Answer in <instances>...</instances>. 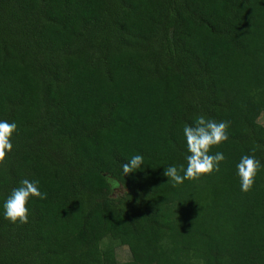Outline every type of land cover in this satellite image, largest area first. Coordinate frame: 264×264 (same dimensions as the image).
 <instances>
[{
    "label": "trees",
    "instance_id": "16d2710c",
    "mask_svg": "<svg viewBox=\"0 0 264 264\" xmlns=\"http://www.w3.org/2000/svg\"><path fill=\"white\" fill-rule=\"evenodd\" d=\"M200 115L229 122L209 153L226 159L174 187L165 168L187 167ZM261 115L264 0H0V121L17 126L0 264H264ZM24 179L47 198L14 224L3 205Z\"/></svg>",
    "mask_w": 264,
    "mask_h": 264
},
{
    "label": "clouds",
    "instance_id": "9594fccd",
    "mask_svg": "<svg viewBox=\"0 0 264 264\" xmlns=\"http://www.w3.org/2000/svg\"><path fill=\"white\" fill-rule=\"evenodd\" d=\"M16 124L0 121V167L7 166V156L13 150L11 137L16 131ZM229 122H217L207 119L204 115L197 117L195 125H186L183 129L187 143V167L170 166L165 168L164 175L173 182V186L181 185L185 180L198 181L204 175L220 171V164L226 158L222 152L210 155L211 148L228 140ZM144 163L142 155L132 156L122 165L124 175L138 171ZM261 163L255 155H244L237 165L241 191L249 192L255 183V178L261 170ZM183 173V175H181ZM38 181L24 179L19 187L14 188L7 197L3 208L4 218L11 223L25 224L28 222V200L31 197L46 199L47 193H42Z\"/></svg>",
    "mask_w": 264,
    "mask_h": 264
},
{
    "label": "rangeland",
    "instance_id": "374dc122",
    "mask_svg": "<svg viewBox=\"0 0 264 264\" xmlns=\"http://www.w3.org/2000/svg\"><path fill=\"white\" fill-rule=\"evenodd\" d=\"M258 122L264 126V115L258 118ZM115 250L118 261L123 262L130 259L129 251L125 246L115 245Z\"/></svg>",
    "mask_w": 264,
    "mask_h": 264
}]
</instances>
